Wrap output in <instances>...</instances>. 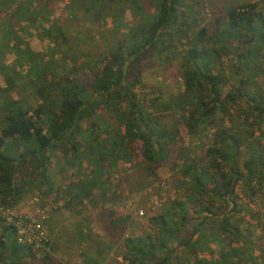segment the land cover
<instances>
[{
  "label": "trees",
  "instance_id": "1",
  "mask_svg": "<svg viewBox=\"0 0 264 264\" xmlns=\"http://www.w3.org/2000/svg\"><path fill=\"white\" fill-rule=\"evenodd\" d=\"M96 1H100L99 8L94 7ZM73 2L82 7L87 0ZM194 2L152 0L155 15L142 16L124 42L99 54H70L71 48H67L60 64L52 60L55 57L46 62L15 30L26 29L30 35L28 31L40 17L47 21L50 0H0V74L4 82L0 87V204L17 205L35 182L46 189L45 194L51 191L46 173L49 155L58 144L63 145L59 170L75 168L78 175L68 186L72 199H110L106 172L117 169L122 160L130 162L138 145L148 175L156 177L158 168L165 164L173 179L187 186L188 197L168 200L158 212L139 218L118 212L106 214L110 234L130 228L122 239L123 264H264L249 250L256 246L240 235L242 219L234 218L240 212L239 186L249 195L264 198V141L254 148L241 131L221 129L198 156L184 146L180 135L184 130L186 134L198 133L200 127L212 123L217 112L225 114L230 105L239 102L247 106L242 113L251 118L248 123L252 128L249 134L245 132L246 137L255 133L264 137V89H258L259 93L247 88L256 84V76L264 84V0L226 8L212 32L202 27L194 38H188L180 58V96L167 102L143 101L132 91L139 84V66L145 57L176 51L172 30L178 11ZM88 5L99 19L104 10L102 0L88 1ZM58 28H44L43 35L53 42L60 37L63 45L66 38ZM8 55L14 57L10 63ZM230 55L240 62L239 74L236 87L225 91L217 67L223 56ZM68 62L73 68H67ZM24 67L35 76L31 87L41 102L32 113L13 95L26 77L20 72ZM79 71L90 72V79L78 81L75 76ZM48 73H57L58 78L47 81ZM167 111L177 114V123L170 128L161 120ZM98 113L108 117L112 125L92 121L87 131L83 130L82 120L101 119ZM83 131L88 137L82 136ZM134 222L141 228L133 226ZM80 229L76 235L88 238L89 233ZM233 242L247 246L246 256L241 257L239 248L230 245ZM215 244L218 250L213 248ZM99 245L94 254H82L81 264L102 263ZM53 261L46 248L36 251L20 245L11 228L1 229L0 264Z\"/></svg>",
  "mask_w": 264,
  "mask_h": 264
},
{
  "label": "rangeland",
  "instance_id": "2",
  "mask_svg": "<svg viewBox=\"0 0 264 264\" xmlns=\"http://www.w3.org/2000/svg\"><path fill=\"white\" fill-rule=\"evenodd\" d=\"M88 1L93 3L95 0H87L82 7L76 5L73 0H50L51 11L45 16L47 21H43V18L40 17L32 29L28 31L30 35L25 33L26 29L15 28V30H18L25 41L29 43L30 49L40 53L46 62L55 57L52 60L54 59L61 64L62 55L67 48H71L70 54L106 52L120 41L124 42L128 39L129 29L136 25L139 20L141 21L142 16H153L156 13L155 7L151 5L152 0H139V2L138 0H102L104 10L100 18L96 19L98 13H91L93 8L89 7L91 5H88ZM255 1L257 0H195L193 4L188 3L186 6L180 7L179 19L172 30L177 40L176 43H173L176 44V51L173 55H167L164 52L161 55L145 57L139 66V84L132 91L143 101L157 99L160 102H167L169 99L180 96L183 92L180 58L187 48L188 38H194L196 30L202 27H206L212 32L215 21L222 19L224 9ZM99 3L100 1L94 7L99 8ZM118 17H121L120 21L117 20ZM51 25L58 26L62 31L63 37L66 38L63 45L62 38L58 37L53 42L49 36L50 39L43 35L44 28L47 29ZM54 35H56L55 32ZM13 58L12 55H8L7 62H12ZM239 65L240 62L235 56H223L220 60L217 69L223 76L222 83L225 91L236 87ZM67 68H73V63L68 62ZM20 72L26 77L20 81L21 83L13 95L15 99H22L26 104L25 108L32 113L41 104L31 87V85L34 87L32 81H34L35 76L27 72V67L22 68ZM54 74L51 76L48 73L47 81L50 78H58L57 73ZM90 76L88 71H79L75 78L85 83L90 79ZM254 81L256 84L247 87L249 92L262 93L258 91V89H264L260 77L256 76ZM1 86H4V82L0 74ZM1 103L2 99L0 98ZM246 107L243 103H233L226 109L225 114L217 112L212 123L200 127L198 133L186 134L183 129L184 133H180L182 143L190 148L193 153L201 156L210 138L221 129H230L241 131L245 134L246 142H252L251 145L254 148L260 147L261 142L264 141V137H261L260 133H255L251 138L246 137V133L249 134L248 132L252 128L248 123L251 118L245 117L242 113ZM100 113L104 114L102 111ZM100 113L98 115L101 116V119L96 117L83 119L81 122L82 129L87 131L89 123L92 121H99L105 126L112 125L111 120ZM176 115L174 112L167 111L163 113L161 120H164L163 123L170 128L175 125ZM239 118L244 121H240ZM1 124L2 115L0 114ZM254 128H256L255 125ZM261 132L264 133V123L261 125ZM82 136L88 137V132L84 133L83 131ZM136 146L130 162L122 160L117 169L106 172L109 175L106 188L110 190L112 195L110 199L104 201L100 199L90 201L88 199L83 201L72 199L68 186L73 180L76 181L78 175L75 168H67V171L59 170L63 145L58 144L49 155L50 165L46 173L52 184L51 191L45 194L46 189L35 182L33 188L25 190L20 203L13 206L17 211L29 212L30 214L37 211L43 212V216L41 213L37 217L34 216L40 221L41 219L46 221L45 224L49 232L46 250L50 252L54 264H81L82 254L88 256L94 254L98 243H100V251L102 252L101 264H123L122 259H120L123 253L122 239L126 233H130V228L123 233L117 231L110 234L106 227V214L118 212L121 215L139 218L158 212L168 200H181L188 197L187 186L176 182L165 164L158 168L156 177L148 175L150 173L144 169L145 167L140 160L139 146ZM237 195L240 212L234 218L236 221L237 218L242 219L240 235L247 236L248 242L256 246L249 248L256 261L262 260L264 262V198L259 194L256 196L249 195L243 191L241 186L237 188ZM140 212L141 215H139ZM132 225L137 229L141 228L138 222H134ZM213 226H211V230H214ZM80 228L86 234L89 233L88 238L81 239L76 235V231ZM110 245L113 247L110 248ZM230 245L239 248L241 257L246 256L244 247L247 246L241 247L237 242ZM213 248L218 250L220 247L215 244ZM180 255L181 253H179Z\"/></svg>",
  "mask_w": 264,
  "mask_h": 264
},
{
  "label": "built area",
  "instance_id": "3",
  "mask_svg": "<svg viewBox=\"0 0 264 264\" xmlns=\"http://www.w3.org/2000/svg\"><path fill=\"white\" fill-rule=\"evenodd\" d=\"M40 213L43 216V212L37 211L30 214L29 212L17 211L12 206L0 204V228H11L18 244L29 246L36 251L43 250L48 243L49 232L45 224L46 221L35 218ZM141 214L140 212L139 215Z\"/></svg>",
  "mask_w": 264,
  "mask_h": 264
},
{
  "label": "water",
  "instance_id": "4",
  "mask_svg": "<svg viewBox=\"0 0 264 264\" xmlns=\"http://www.w3.org/2000/svg\"><path fill=\"white\" fill-rule=\"evenodd\" d=\"M126 65H127V64H126ZM126 65H125V66H126Z\"/></svg>",
  "mask_w": 264,
  "mask_h": 264
}]
</instances>
